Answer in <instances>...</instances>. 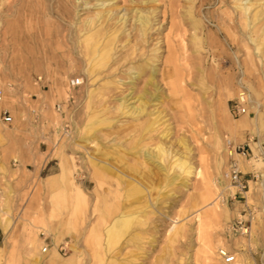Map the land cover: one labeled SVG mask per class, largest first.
Wrapping results in <instances>:
<instances>
[{"label": "rangeland", "instance_id": "1", "mask_svg": "<svg viewBox=\"0 0 264 264\" xmlns=\"http://www.w3.org/2000/svg\"><path fill=\"white\" fill-rule=\"evenodd\" d=\"M234 4L0 0V264H264V0Z\"/></svg>", "mask_w": 264, "mask_h": 264}, {"label": "built area", "instance_id": "2", "mask_svg": "<svg viewBox=\"0 0 264 264\" xmlns=\"http://www.w3.org/2000/svg\"><path fill=\"white\" fill-rule=\"evenodd\" d=\"M82 82V79L78 76L70 77L68 80V85L71 87H74ZM3 88L0 86V101L3 99ZM246 102H247V94L244 90L238 91V94L236 97H234L231 100L230 103V110L232 114H240L246 111ZM57 110H61L60 103H57L56 106ZM0 115L3 121L5 122H11L12 121V114L7 108H2L0 110ZM225 146H226V153L228 156L227 161V167H226V173L229 177L230 184L234 187L233 195H235L236 192L242 193L245 191L246 187L248 186L249 179L245 177L244 173L242 172L238 159L235 157V154H242L244 156L247 155V148L244 144L240 143H233L231 139L226 138L225 140ZM237 226L245 231V224L242 222V219L237 220ZM48 245L44 244L42 246V250H47ZM57 249L65 254L68 249V241L63 240L61 243L57 246ZM219 255L224 259L226 262H231L235 258V254L232 251H229L225 247H219L218 249Z\"/></svg>", "mask_w": 264, "mask_h": 264}, {"label": "bare ground", "instance_id": "3", "mask_svg": "<svg viewBox=\"0 0 264 264\" xmlns=\"http://www.w3.org/2000/svg\"><path fill=\"white\" fill-rule=\"evenodd\" d=\"M228 0H223V3L225 4L226 2H227ZM245 1V2H244ZM234 2H235V4H234V7H233V10H232V13H237V12H239V13H241L242 11H243V13H245V12H247L248 11V9L252 6V4H251V0H234ZM256 2V1H255ZM104 4V3H103ZM232 4V3H231ZM105 5V4H104ZM103 5V6H104ZM100 6H102V5H100ZM233 6V5H232ZM250 11V10H249ZM138 12V11H137ZM110 15V14H109ZM141 15H143V14H141ZM191 15V14H190ZM145 16H146V14H145ZM144 16V17H145ZM125 17V16H124ZM237 17V16H236ZM101 20V19H100ZM138 20L141 22V23H144V20L142 19V16H139L138 17ZM145 20H147V19H145ZM259 20V19H258ZM119 21H121L120 19H119ZM125 21V20H124ZM136 21H137V18H136ZM138 21V22H139ZM251 25V24H250ZM105 26V25H104ZM142 26V25H141ZM103 27V26H102ZM101 28V27H100ZM146 28V27H145ZM249 28V27H248ZM96 29H98V28H96ZM250 29V28H249ZM100 31V30H99ZM106 31V30H105ZM141 31V30H140ZM263 31H264V29H263ZM97 32H98V30H97ZM146 32V31H145ZM143 33V32H142ZM250 33V32H249ZM263 33V32H262ZM96 34V33H95ZM100 35H101V33H99ZM93 35V34H92ZM114 35V34H113ZM142 35V34H141ZM104 36V35H103ZM94 37V36H93ZM91 38V37H90ZM97 38H98V36H97ZM256 40V39H255ZM264 40V39H263ZM101 44V43H100ZM258 46H260V45H258ZM256 48H258V47H256ZM261 48V47H260ZM262 50H263V48H262ZM102 56H104V58L103 57H101V60H105L107 57H108V52H103V55ZM106 56V57H105ZM142 67H144V65L142 66ZM141 67V68H142ZM150 68H151V66H150ZM143 69V68H142ZM153 69V68H152ZM154 70H155V68H154ZM153 70V71H154ZM142 72V71H141ZM130 98V97H129ZM125 99H127L126 100V102L127 101H129L128 100V98H126L125 97ZM123 101V100H122ZM130 102V101H129ZM123 104L125 103V101H123L122 102ZM131 103H133V102H131ZM125 104H127V103H125ZM131 105V104H130ZM127 106V105H126ZM130 107V106H129ZM129 107H128V109H129ZM127 109V110H128ZM142 108L141 107H138L137 105L135 106V105H132L131 107H130V110H131V112L133 113V112H137V111H140ZM145 109V108H144ZM129 113V112H128ZM132 113H129V114H132ZM135 114H137V113H135ZM155 148H157V151H151V150H145V154L147 155V157L148 156H156V157H158L159 155H160V153L161 152H164V147L163 146H161V145H158V146H156ZM144 152V151H143ZM170 152V151H169ZM144 154V153H143ZM149 158V157H148ZM250 181V180H249ZM129 223H130V220H128V219H122V220H120L117 224H116V227L114 228V230H113V233L110 231V233H112V234H114L115 232H123L125 229H127V227L129 226Z\"/></svg>", "mask_w": 264, "mask_h": 264}]
</instances>
